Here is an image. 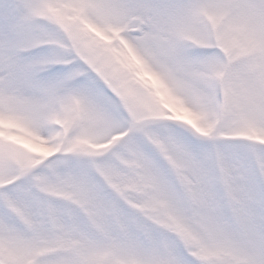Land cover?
<instances>
[{
	"label": "snow or ice",
	"instance_id": "obj_1",
	"mask_svg": "<svg viewBox=\"0 0 264 264\" xmlns=\"http://www.w3.org/2000/svg\"><path fill=\"white\" fill-rule=\"evenodd\" d=\"M0 264H264V0H0Z\"/></svg>",
	"mask_w": 264,
	"mask_h": 264
}]
</instances>
